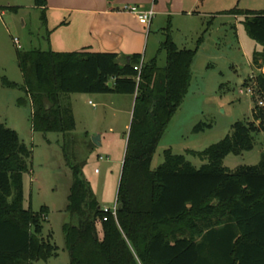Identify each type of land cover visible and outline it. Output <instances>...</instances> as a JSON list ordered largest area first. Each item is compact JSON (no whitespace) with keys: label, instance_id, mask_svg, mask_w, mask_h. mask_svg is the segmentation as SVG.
Returning a JSON list of instances; mask_svg holds the SVG:
<instances>
[{"label":"trees","instance_id":"1","mask_svg":"<svg viewBox=\"0 0 264 264\" xmlns=\"http://www.w3.org/2000/svg\"><path fill=\"white\" fill-rule=\"evenodd\" d=\"M34 5L45 8L46 0ZM227 14L242 16L247 34L263 47L252 65L259 71L254 93L264 99V11ZM161 51L164 68L154 58L139 71V54L127 63L116 53L17 50L22 85L0 79L1 87L27 96L33 131L42 133L73 132L70 94L135 95L115 216L98 206L79 166L66 160L73 179L64 224L69 264H264V153L257 166L233 172L221 166L227 155L252 149L254 135L264 132V102L254 106L251 122L234 123L201 153L206 164L200 168L165 150L152 170L161 136L188 90L194 54L177 49L168 34ZM30 157L17 133L0 123V264H32L57 253L51 235H42L46 208L22 207Z\"/></svg>","mask_w":264,"mask_h":264},{"label":"rangeland","instance_id":"2","mask_svg":"<svg viewBox=\"0 0 264 264\" xmlns=\"http://www.w3.org/2000/svg\"><path fill=\"white\" fill-rule=\"evenodd\" d=\"M235 9L242 13L261 12L264 0H198L199 18L173 21L175 28L169 27L166 34L177 49L194 54L188 90L161 136L152 157V170L162 164L165 150L184 156L192 166L200 168L206 164L201 153L229 135L234 123L251 122L254 106L260 100L264 102L254 93V79L259 71L252 65L253 54L262 52L263 47L247 34L242 16L235 19V15L227 14ZM40 17L41 11L35 7L34 0H0V79L5 77L22 85L16 51L44 49L45 32ZM156 58L160 67L166 65L164 51ZM149 60L147 55L146 61ZM261 72L264 73V68ZM250 87L252 94L248 92ZM67 97L75 121L74 131L65 135L42 133L33 131L32 108L27 96L19 88L0 86V123L14 130L31 151L28 171L22 177V207L33 212L46 208L42 235L50 234L51 243L57 247L55 255L32 264H69L64 224L68 222L73 179L66 160L79 166L81 177L100 208L112 209L116 204L131 121L126 113L130 98L114 95L117 104L104 109L89 105V99L96 101L87 94ZM112 114L116 116L114 119ZM105 115L106 127L99 126L100 133H94L92 126L104 122ZM198 124L210 127L196 132L194 128ZM98 134L102 135L101 146L92 143ZM263 153L264 132H260L254 135L252 149L227 155L221 166L231 172L257 166ZM96 229L101 237L98 222Z\"/></svg>","mask_w":264,"mask_h":264},{"label":"crops","instance_id":"3","mask_svg":"<svg viewBox=\"0 0 264 264\" xmlns=\"http://www.w3.org/2000/svg\"><path fill=\"white\" fill-rule=\"evenodd\" d=\"M197 3L198 0H46L45 8L37 7L41 12L43 10L45 15L44 24L41 23L45 32L44 49L38 50L58 53H116L124 60L128 56L139 54L141 62L148 63L159 53L169 27H174L173 21L187 22L201 16L196 10ZM125 7L152 10L154 16L150 24L142 25ZM234 17L238 18L236 15ZM147 55L150 59L148 62ZM157 66L165 67H160L158 62ZM87 95L95 98L96 102L90 99L87 101L88 104H93V108L106 109L117 104V99L113 97L116 94ZM120 96L130 98V109L126 113L132 118L135 95ZM118 112L122 111L118 109ZM114 117L116 116L112 114L113 119ZM103 119L104 122H97L98 126H92L95 127L94 133H100L99 126L106 127V115ZM109 131H112L111 127ZM98 135V143L101 146L102 135ZM115 205L118 207L117 201Z\"/></svg>","mask_w":264,"mask_h":264},{"label":"built area","instance_id":"4","mask_svg":"<svg viewBox=\"0 0 264 264\" xmlns=\"http://www.w3.org/2000/svg\"><path fill=\"white\" fill-rule=\"evenodd\" d=\"M126 10L132 12L136 19L138 20V22L142 25H148L150 24L153 16H154V12L152 10H134L132 8L129 7H125ZM14 43L17 44L18 41L14 40ZM142 66V62L139 64V66H136L135 69L139 70L141 69ZM249 93L252 94V90L251 87L248 90ZM90 105H93L91 102H89ZM259 105H262L261 102H259ZM116 210H117V206L115 205L112 209H103L104 212H111L114 216L116 214Z\"/></svg>","mask_w":264,"mask_h":264},{"label":"water","instance_id":"5","mask_svg":"<svg viewBox=\"0 0 264 264\" xmlns=\"http://www.w3.org/2000/svg\"><path fill=\"white\" fill-rule=\"evenodd\" d=\"M126 61H127V63H129V61H130V57H129V56L126 58ZM108 86L110 87L111 84H108ZM98 140H99V137H93V138H92V143H93L94 145L99 146L100 144L98 143ZM120 208H121V204H118V209H120Z\"/></svg>","mask_w":264,"mask_h":264}]
</instances>
